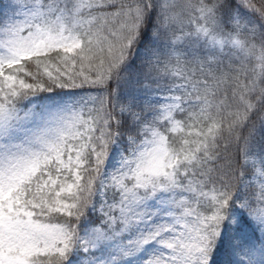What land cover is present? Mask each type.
Instances as JSON below:
<instances>
[{
    "label": "snow or ice",
    "instance_id": "snow-or-ice-1",
    "mask_svg": "<svg viewBox=\"0 0 264 264\" xmlns=\"http://www.w3.org/2000/svg\"><path fill=\"white\" fill-rule=\"evenodd\" d=\"M0 264H264V0H0Z\"/></svg>",
    "mask_w": 264,
    "mask_h": 264
}]
</instances>
